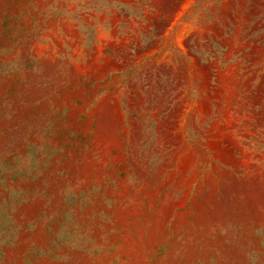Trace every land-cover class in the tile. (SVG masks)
Returning a JSON list of instances; mask_svg holds the SVG:
<instances>
[{"label": "rangeland", "instance_id": "1", "mask_svg": "<svg viewBox=\"0 0 264 264\" xmlns=\"http://www.w3.org/2000/svg\"><path fill=\"white\" fill-rule=\"evenodd\" d=\"M0 264H264V0H0Z\"/></svg>", "mask_w": 264, "mask_h": 264}]
</instances>
